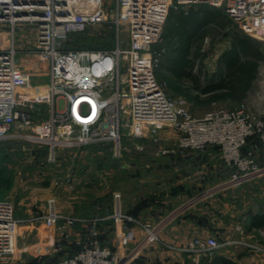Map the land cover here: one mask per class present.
Returning <instances> with one entry per match:
<instances>
[{
  "label": "built area",
  "instance_id": "obj_1",
  "mask_svg": "<svg viewBox=\"0 0 264 264\" xmlns=\"http://www.w3.org/2000/svg\"><path fill=\"white\" fill-rule=\"evenodd\" d=\"M198 5L222 9L243 32L264 42V0H0V142L26 139L47 145L51 159L61 147L98 142L113 143L114 154L119 155L126 150L124 137L149 140L158 147V155L217 145L227 165L235 168L222 189L264 177V163L254 151H244L249 138L264 143V118L245 104L195 116L188 100L170 95L156 77L165 53L157 45L170 12ZM24 27L31 28L32 40L19 33ZM89 28H110L115 45L104 49L68 46L72 34ZM23 55L37 67L32 75H42L41 64H47V83L25 85L18 59ZM59 100L64 101L63 108ZM107 118L112 124L106 132L102 128ZM167 140L175 144L163 146ZM215 192L195 195L184 207H194ZM121 206L120 195L115 194L110 214L82 218L63 214L51 199L48 212L18 218L14 203L0 199V264L18 263L20 226L37 220L62 233L77 222L89 226V240L78 242L82 243L79 250L54 264H133L156 242L180 253L213 251L225 245L212 236H196L187 245L165 242L161 234L168 221L152 226ZM102 219L113 220L117 240L113 248L100 237ZM135 227L145 232L137 243ZM258 248L264 253V248Z\"/></svg>",
  "mask_w": 264,
  "mask_h": 264
},
{
  "label": "rangeland",
  "instance_id": "obj_2",
  "mask_svg": "<svg viewBox=\"0 0 264 264\" xmlns=\"http://www.w3.org/2000/svg\"><path fill=\"white\" fill-rule=\"evenodd\" d=\"M221 17L223 20L227 16L222 12ZM176 25L175 20L169 18L159 41L164 44L165 53L156 69V77L165 90L174 97H185L189 102L188 109L198 117L214 110L238 108L244 103L251 111L264 118V99L260 98L264 88V59L260 63L257 80L251 94L242 102L227 98L206 101L205 96L201 97L202 100L194 101L170 89L168 82L171 74L167 68V61L170 60V47L166 46V42L177 31ZM212 28L207 30L201 42V52L206 54L202 63L205 66L204 70H209L214 74V72L223 71L224 65L219 66V61L230 47L231 36L241 34L242 30L231 20L225 29L217 28V26ZM19 33H23L25 38L33 39V36H30L31 28L29 27H24ZM127 37V32H125L124 38L127 39ZM114 45L115 35L110 28H89L85 32L72 34L68 41L70 48L104 49ZM262 51L264 53V42ZM18 59L20 63H28L22 74L26 86L27 83L45 84L49 81V78L44 77L47 75V64H41L39 73L42 72V75L39 74V80L34 81L29 77L30 72H33V67L30 65L31 61L28 56H19ZM200 67L201 63L197 62L194 73H197ZM188 90L191 94H196L195 90L191 88ZM58 106L63 108L64 101L59 100ZM106 120L107 125H104L102 129L107 132L112 119L107 118ZM170 136H172L171 133ZM249 142L246 144H249V151H255L264 144L260 140L252 141L251 139ZM162 144L173 146L175 141L167 140ZM112 145L113 143L98 142L82 147H61L57 149L56 158L51 159L47 145H39L26 139L1 141L0 170L4 171L8 182L7 184L0 183V199L14 203L18 218H25V215L30 213L36 215L38 211L48 207L51 199L55 200L57 209L63 214L77 216L76 214H83L87 210L96 212L100 205L112 208L114 196L119 194L121 208L124 212L129 213V211L140 208L139 216L141 217L138 218L142 221L146 220L145 222L152 226L168 221L163 226L162 233L168 235V238H173L171 239L173 241L163 239L164 235L161 234L165 242L177 244V240L182 241L193 219L187 216L195 214L204 219L205 224L203 223L202 226L208 227V236L225 243L221 249L229 248L236 254L238 252L264 254L261 250V252L258 251V247L264 248V231L261 232V236H258V232L247 233L239 220L246 207L244 202L247 201V199L243 201L238 199L237 190L242 185L222 189V186L225 187L224 184L231 180L235 168L227 165L219 146L209 145L204 150L192 149L184 154L158 155L156 153L158 147L149 140L140 141V139L124 137L122 145L126 147L127 152L124 153L123 150L121 154L115 155ZM139 145H144L145 149H137ZM211 146L215 147L210 148ZM262 159L258 158V160ZM263 179L264 177H261L246 184L248 186L261 184L264 183ZM209 190L216 191L211 198L200 201L194 207H184L192 197L209 192ZM207 200H212V208L209 213L203 214L197 208ZM201 208L204 207L201 206ZM183 219L187 222L179 226L177 223ZM195 224L193 225L197 226L198 222ZM174 230L178 231L176 232L177 237L174 236ZM146 251L154 256L150 258L151 264L162 263L158 257L160 252L166 254L161 257L166 263L177 262L172 255V250L160 242L148 245L143 252ZM143 252L137 258L138 260L141 256L143 258ZM146 257L149 258L148 255L145 259ZM137 259L134 262H137Z\"/></svg>",
  "mask_w": 264,
  "mask_h": 264
},
{
  "label": "trees",
  "instance_id": "obj_3",
  "mask_svg": "<svg viewBox=\"0 0 264 264\" xmlns=\"http://www.w3.org/2000/svg\"><path fill=\"white\" fill-rule=\"evenodd\" d=\"M184 10L179 9L178 12L172 10L168 17L170 20L173 18L177 24V31L166 42V46L170 47V60L167 61V68L171 76L168 86L177 94L194 101L202 100V96L206 97V101L225 98L238 102L243 101L259 73L260 63L264 59L263 42L243 31L241 34H234L231 36L230 47L219 61V66L223 64L225 67L224 73L218 71L213 74L209 70L205 71V66L202 63L206 54L201 52V42H203L207 30L212 26L225 29L228 27L230 19L225 14L227 20L225 18L222 20L221 16L224 11L208 5L192 6L188 10ZM157 46L161 49L164 44L159 43ZM197 62L201 63V67L197 73H194ZM190 88L196 91L195 95L190 93L188 90ZM251 139L259 141L257 138H249L248 141L251 142ZM7 182L4 171L0 170V183L7 184ZM110 209L105 205H100L96 212L87 210L83 214L92 218L95 217L92 215L107 213ZM129 213L139 217L140 208L129 211ZM187 217L197 216L189 214ZM253 218L257 220L259 216ZM258 222L256 221L255 224L264 226V214L260 216ZM101 239L104 242L103 237ZM36 261L38 260L33 259L31 262Z\"/></svg>",
  "mask_w": 264,
  "mask_h": 264
},
{
  "label": "crops",
  "instance_id": "obj_4",
  "mask_svg": "<svg viewBox=\"0 0 264 264\" xmlns=\"http://www.w3.org/2000/svg\"><path fill=\"white\" fill-rule=\"evenodd\" d=\"M33 67V72L35 74L37 67L34 66L32 62H30ZM23 67H27L28 63H21ZM39 67V66H38ZM223 71L221 73L223 74L225 71V67H222ZM32 71L31 76H32ZM32 78L34 81L39 80L38 75H33ZM258 76V75H257ZM45 78H49L48 75L44 76ZM31 80V79H30ZM29 80V81H30ZM257 77L255 81L253 82V85L251 89L248 92V95L245 99L248 98V96L251 94L255 83H256ZM260 98L264 99V88L261 92ZM245 99L243 101H245ZM242 102V101H240ZM244 104V103H242ZM144 139H140V141ZM263 143V142H262ZM249 145V144H248ZM247 147H244V151L247 152L249 150ZM215 147V146H213ZM212 146L210 148H213ZM209 148V149H210ZM207 151V150H206ZM254 151V150H253ZM127 152L124 150V153ZM257 158H264V144L260 146L257 150L254 151ZM262 156V157H261ZM260 163H264V159L258 160ZM264 180V179H263ZM261 182V181H260ZM239 192L238 199L240 201L246 200L244 202L245 209L242 212L241 218L239 219L240 222H242L243 226L246 228L247 233H256L258 232V236H261V232L264 231V226L256 225L255 222L259 223V218L264 214V183H258L253 184V186L242 185L237 190ZM227 195V194H226ZM225 195V196H226ZM228 197V196H227ZM212 200H207L203 205L198 206L197 210H200L203 212V214L209 213L211 211V205ZM56 206V204H55ZM203 206L204 208H201ZM57 208V207H56ZM48 207L41 209L36 214H41L43 212H48ZM58 210V209H57ZM113 211V206L107 213L110 214ZM107 213L103 214H96L92 215L95 217H104ZM79 217L82 218H90L89 215L84 214H76ZM33 216L32 213L29 215H25V217H31ZM196 216V215H195ZM198 216V215H197ZM259 216V218L256 220L253 217ZM92 217V218H95ZM141 217V216H139ZM193 218V217H192ZM146 221V220H145ZM203 218H197L194 217L191 221V224H189L188 233H186L185 236H183L182 241H176L179 245H187L192 238H195L196 236H204L206 237L208 233V227L202 226ZM111 222V223H109ZM187 220L183 219L181 222H178L177 224L181 226L183 223H186ZM198 222L197 226H194ZM176 225V224H175ZM196 225V224H195ZM177 227V226H175ZM136 240L134 243L141 240L145 232L138 227L134 228ZM99 232L100 237L104 239V242L111 246L112 248L117 246V240L114 234V227H113V220L112 219H102L99 223ZM175 237L178 236V234L175 231ZM164 235V233H162ZM208 236V235H207ZM163 239H168L170 241H173L168 238V235L162 236ZM90 238V232H89V226L84 222H77L75 226L69 227L66 229L65 233H62L60 230H58L56 227H49L45 224L43 221H33V222H24L20 226V234L18 236V247H19V253H18V263L17 264H28L29 261H32L33 259L42 260L45 262L47 257H49L51 254H53L55 251L54 249L56 246H60V251L57 252V259L63 256H68L70 254L75 253L77 250L80 249L82 243L78 242H84L89 240ZM154 249V248H153ZM174 259H176V263L174 264H264V254H248L247 252H233L229 250V248H223V249H216V250H205L201 251L200 253H192V252H176L171 251ZM158 254V253H157ZM143 258L141 256V259H137V262H134L133 264H151L150 258L152 259L151 252H143ZM148 255L149 258L145 259V256ZM150 255V256H149ZM166 254L164 252H160L158 254V257L160 258L161 264H169L166 263L161 259V257H164ZM170 255V254H169ZM56 259V260H57ZM55 260V262H56ZM54 262V263H55ZM230 262V263H229ZM30 263V262H29Z\"/></svg>",
  "mask_w": 264,
  "mask_h": 264
},
{
  "label": "water",
  "instance_id": "obj_5",
  "mask_svg": "<svg viewBox=\"0 0 264 264\" xmlns=\"http://www.w3.org/2000/svg\"><path fill=\"white\" fill-rule=\"evenodd\" d=\"M57 259V253L54 252L45 260L44 264H54L55 260Z\"/></svg>",
  "mask_w": 264,
  "mask_h": 264
},
{
  "label": "bare ground",
  "instance_id": "obj_6",
  "mask_svg": "<svg viewBox=\"0 0 264 264\" xmlns=\"http://www.w3.org/2000/svg\"><path fill=\"white\" fill-rule=\"evenodd\" d=\"M81 120H86V119H84V118H81Z\"/></svg>",
  "mask_w": 264,
  "mask_h": 264
}]
</instances>
